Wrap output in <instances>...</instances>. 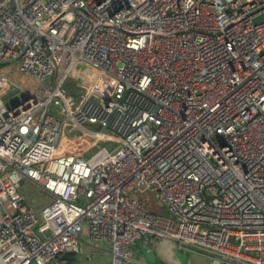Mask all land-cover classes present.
Wrapping results in <instances>:
<instances>
[{
	"label": "built area",
	"instance_id": "2783aa9c",
	"mask_svg": "<svg viewBox=\"0 0 264 264\" xmlns=\"http://www.w3.org/2000/svg\"><path fill=\"white\" fill-rule=\"evenodd\" d=\"M262 13L264 0H0V65L34 82L0 70V264H66L90 241L110 264H147L135 247L163 239L264 264ZM80 62L97 77L68 83ZM13 89L24 99L8 108ZM77 130L108 146L78 153ZM27 180L50 197L39 210Z\"/></svg>",
	"mask_w": 264,
	"mask_h": 264
},
{
	"label": "rangeland",
	"instance_id": "374dc122",
	"mask_svg": "<svg viewBox=\"0 0 264 264\" xmlns=\"http://www.w3.org/2000/svg\"><path fill=\"white\" fill-rule=\"evenodd\" d=\"M1 66V65H0ZM8 68L7 75L10 77V79L15 82L16 84H19L25 88H30L34 85V82L30 78H26L22 76L18 71L14 63H7L2 65ZM86 74H89L91 76V79L94 80L97 77V72L91 68H89L84 63L80 62L77 63L74 70L72 71V74L70 75V78L68 80V83H74L76 81H79L82 77H84ZM12 76H15L16 79H14ZM19 78V79H18ZM111 82V80L107 77L103 78L98 86V89L103 92L105 95H110V89L104 88V81ZM80 89H73V91L78 92ZM24 99V97H20V95L16 94L15 89L10 90L8 94L2 96V100L6 104V106L9 108L13 104L16 105L19 102H21ZM92 129L96 130L98 126L91 125ZM73 139L76 140L80 145L82 144V147L86 148L87 154L86 156H89L92 154L96 149H98L101 146H108L107 142L104 139H95L93 137H90L88 135H84L82 131H74L73 132ZM21 193L25 196L26 201L29 204L34 205L38 210L48 203L50 197L46 195L44 192H42L32 181H25L22 183V187L20 189ZM143 199H146V197H142ZM151 200V201H150ZM147 208L152 209L154 211L158 210V208H152L149 207L148 204H153L152 197L147 200ZM162 211V210H161ZM85 234H87V231H85ZM176 243V242H175ZM91 246L89 247V253L82 252L78 254V264H110V255L108 253L109 246L107 243L102 242H95L90 241ZM177 245V243H176ZM87 246V245H86ZM145 246V245H143ZM141 246V247H143ZM83 248H85L84 245H82ZM177 251L176 255L181 259L182 253L180 252V248L177 245ZM143 249V248H141ZM141 253L144 254L145 257V250H141ZM145 262L147 264H153L151 263L146 257Z\"/></svg>",
	"mask_w": 264,
	"mask_h": 264
},
{
	"label": "water",
	"instance_id": "95a60500",
	"mask_svg": "<svg viewBox=\"0 0 264 264\" xmlns=\"http://www.w3.org/2000/svg\"><path fill=\"white\" fill-rule=\"evenodd\" d=\"M264 21V13L254 18V23ZM150 249L145 250V257L153 264H217L215 261H210L197 253H186L180 248L182 258L176 255L177 245L175 241L163 239L151 243ZM155 252L158 257L155 256ZM166 257V258H164Z\"/></svg>",
	"mask_w": 264,
	"mask_h": 264
},
{
	"label": "crops",
	"instance_id": "0c3cea01",
	"mask_svg": "<svg viewBox=\"0 0 264 264\" xmlns=\"http://www.w3.org/2000/svg\"><path fill=\"white\" fill-rule=\"evenodd\" d=\"M2 66V65H1ZM0 66V67H1ZM6 70L7 72H8V68L6 69V67H4V66H2L1 68H0V70ZM14 79H16L15 78V76H12ZM19 79V78H18ZM153 204H151L152 205V208H158V210H156V211H161L162 210V208H161V206L160 205H158L156 202H152ZM141 246H143V244L142 243H138L137 244V246L135 247V254L137 255V257L142 261V262H145V257H144V254L143 253H141V250H146V249H150L151 247L150 246H147V245H145V246H143V247H141ZM141 248H143V249H141ZM155 256L156 257H158V255L156 254V252H155ZM159 258V257H158ZM164 258H166V257H164Z\"/></svg>",
	"mask_w": 264,
	"mask_h": 264
},
{
	"label": "trees",
	"instance_id": "16d2710c",
	"mask_svg": "<svg viewBox=\"0 0 264 264\" xmlns=\"http://www.w3.org/2000/svg\"><path fill=\"white\" fill-rule=\"evenodd\" d=\"M83 148L82 146H80L78 148V153L82 154L83 155ZM149 207L150 204H148ZM64 259L66 260V264H78V255H75V254H67Z\"/></svg>",
	"mask_w": 264,
	"mask_h": 264
}]
</instances>
